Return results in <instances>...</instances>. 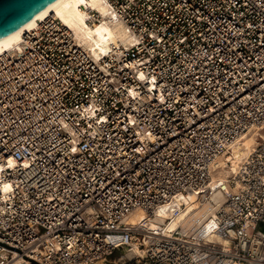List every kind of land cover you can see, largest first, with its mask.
<instances>
[{
    "label": "built area",
    "instance_id": "1",
    "mask_svg": "<svg viewBox=\"0 0 264 264\" xmlns=\"http://www.w3.org/2000/svg\"><path fill=\"white\" fill-rule=\"evenodd\" d=\"M108 2L132 43L96 56L52 14L0 55V264H264V0Z\"/></svg>",
    "mask_w": 264,
    "mask_h": 264
},
{
    "label": "bare ground",
    "instance_id": "2",
    "mask_svg": "<svg viewBox=\"0 0 264 264\" xmlns=\"http://www.w3.org/2000/svg\"><path fill=\"white\" fill-rule=\"evenodd\" d=\"M92 10H97V14L100 16L99 20L91 21ZM52 14L62 18L74 30L79 42L96 56L107 54L113 48L114 43L130 44L134 41V36L128 31L126 24L115 16V11L108 0H55L15 32L5 38H1L0 55L19 47L24 39V33L36 28L42 20ZM257 141L255 133L249 131L234 144L233 152L229 156L234 161L232 168H237L240 159L251 152ZM221 162L225 163L224 157ZM231 171L233 169L228 167L222 169L224 175L230 174ZM223 197L224 195L221 191H216L199 201L196 194H191L184 199L183 204L181 203L182 199L179 197L175 203L181 204V210L179 212L170 211L165 206L157 219L161 222L171 223V226H176L186 220L189 223H197L213 211L215 201L221 200ZM145 215L144 211L138 210L132 214L131 219L134 222H138ZM122 250L124 256L121 259L118 257L116 260L118 262H122L124 258L134 255L135 251L143 252L140 247L130 250L125 245L122 246ZM95 264H111V262L107 258H102Z\"/></svg>",
    "mask_w": 264,
    "mask_h": 264
},
{
    "label": "water",
    "instance_id": "3",
    "mask_svg": "<svg viewBox=\"0 0 264 264\" xmlns=\"http://www.w3.org/2000/svg\"><path fill=\"white\" fill-rule=\"evenodd\" d=\"M55 0H0V39L15 32Z\"/></svg>",
    "mask_w": 264,
    "mask_h": 264
}]
</instances>
